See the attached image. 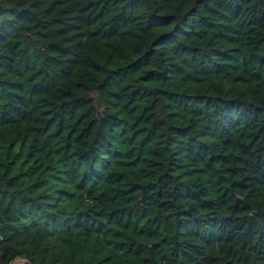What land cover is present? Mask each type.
<instances>
[{
	"label": "trees",
	"instance_id": "trees-1",
	"mask_svg": "<svg viewBox=\"0 0 264 264\" xmlns=\"http://www.w3.org/2000/svg\"><path fill=\"white\" fill-rule=\"evenodd\" d=\"M264 264V0H0V264Z\"/></svg>",
	"mask_w": 264,
	"mask_h": 264
},
{
	"label": "rangeland",
	"instance_id": "rangeland-1",
	"mask_svg": "<svg viewBox=\"0 0 264 264\" xmlns=\"http://www.w3.org/2000/svg\"><path fill=\"white\" fill-rule=\"evenodd\" d=\"M14 264H20V262H19V261H17V262H15Z\"/></svg>",
	"mask_w": 264,
	"mask_h": 264
}]
</instances>
